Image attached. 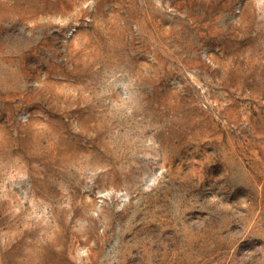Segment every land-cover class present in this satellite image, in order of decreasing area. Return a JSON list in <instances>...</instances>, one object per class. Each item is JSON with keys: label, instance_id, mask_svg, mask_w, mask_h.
I'll list each match as a JSON object with an SVG mask.
<instances>
[{"label": "rangeland", "instance_id": "obj_1", "mask_svg": "<svg viewBox=\"0 0 264 264\" xmlns=\"http://www.w3.org/2000/svg\"><path fill=\"white\" fill-rule=\"evenodd\" d=\"M0 264H264V0H0Z\"/></svg>", "mask_w": 264, "mask_h": 264}]
</instances>
